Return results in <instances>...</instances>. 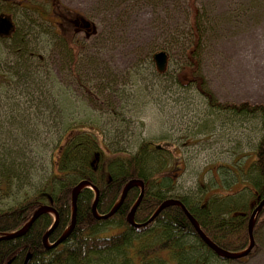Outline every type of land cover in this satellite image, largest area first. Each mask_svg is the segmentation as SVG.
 Wrapping results in <instances>:
<instances>
[{
	"label": "rangeland",
	"instance_id": "1",
	"mask_svg": "<svg viewBox=\"0 0 264 264\" xmlns=\"http://www.w3.org/2000/svg\"><path fill=\"white\" fill-rule=\"evenodd\" d=\"M22 1L0 0V15L17 26L12 38H0L1 211L43 188L66 131L77 126L100 128L112 151L134 154L145 142L163 148L176 194L249 200L234 171L255 159L261 121L213 109L207 95L222 105H264V0H191V7L190 0H60L96 31L67 29L82 45L78 58L36 12L15 5ZM27 1L39 11L50 2ZM192 6L200 15L201 89L178 76L191 64ZM153 51L170 53L166 73ZM257 238L253 256L218 264H264V224Z\"/></svg>",
	"mask_w": 264,
	"mask_h": 264
},
{
	"label": "trees",
	"instance_id": "2",
	"mask_svg": "<svg viewBox=\"0 0 264 264\" xmlns=\"http://www.w3.org/2000/svg\"><path fill=\"white\" fill-rule=\"evenodd\" d=\"M49 1L48 7L41 11L27 0L15 5L24 12H36L41 20L49 24L52 34L64 44L72 58H78L82 45L74 42L75 34L72 36L65 32L68 28L72 30L71 20L84 18L75 16L60 0ZM188 6L191 7V0ZM56 19L62 23L59 24ZM91 27L86 30L89 36L96 33ZM188 28L192 35V46L187 47L185 53L191 64L185 66L178 76L185 85L195 84L201 89L205 79L199 73L198 53L202 44L200 15L195 8L193 10V6ZM14 35L15 32L10 38ZM155 53H151L153 57ZM207 96L209 104L211 101L213 103V109L239 117H259L261 121L262 136L254 151L255 159L240 171L239 176L236 171L235 175L230 170L234 178L244 176L251 194L247 202L243 198L232 200L219 194H213L202 202L176 194L177 177L170 172V166H166L169 160L163 148L153 150L152 143L145 142L134 154L112 151L106 146L100 128L77 126L75 130L66 131L57 148L51 176L43 188L26 196L12 208L0 210V237L19 230L30 221L36 210L49 206L59 217L58 226L49 238V245H54L70 228L72 193L80 182L88 181L99 190L97 212L106 215L121 198L124 186L131 180H139L145 184V194L135 214L136 223H146L164 201L179 200L217 246L229 252L245 251L249 246L250 216L264 198V105L248 102L222 105L213 102L211 95ZM223 185L226 189L231 188L233 182ZM139 196V188L131 189L113 217L98 220L92 213L95 192L85 188L78 196L75 229L65 242L52 248L44 245L43 237L55 222L52 213L44 214L25 236L0 241V264L9 261H12L11 264H24L28 254L32 256L29 264H218L219 261H231L217 256L200 239L179 207L163 210L146 227L136 228L128 224L127 217ZM263 224L264 209L258 215L254 229L255 247L245 258L257 251V233Z\"/></svg>",
	"mask_w": 264,
	"mask_h": 264
},
{
	"label": "water",
	"instance_id": "3",
	"mask_svg": "<svg viewBox=\"0 0 264 264\" xmlns=\"http://www.w3.org/2000/svg\"><path fill=\"white\" fill-rule=\"evenodd\" d=\"M86 25H87V27L90 26L89 23ZM14 31H15V23L12 20V18L7 16V15H4V14L0 15V37H4V38L10 37ZM153 59H154V62L156 64L157 71L159 73H165L167 68H168V64H169L168 54L164 51H160V52H157L154 54ZM158 148H160V147H158ZM85 188H90L95 192V202L92 206V213H93V216L98 220H108L111 217H113L118 212L120 207L122 206L124 200L127 197L128 192L133 188H139L140 189V196L137 199V201L135 202L131 212L129 213V215L127 217L128 224H130L131 226L136 227V228L146 227L147 225L151 224L163 210H165L169 207H173V206L179 207L184 212V214L186 215V217L188 218V220L190 221V223L194 227V229H195L196 233L198 234V236L200 237V239L217 256H219L220 258L231 260V261L241 260V259L247 257L251 253V251L254 249L255 244H256L255 243V237H254V229H255L257 217L261 213V211L264 209V198H263L259 202V204L256 206V208L253 210V212L250 216V220L248 223V234H249V246H248V248L243 252H238V253L237 252H229V251L224 250V249L220 248L219 246H217L203 232V230L201 229L197 220L192 216V214L188 211V209L185 207V205L179 200L170 199V200L164 201L158 207V209L153 214V216L146 223H143V224L136 223L135 222V214H136V211H137L139 205L141 204L142 199H143L144 194H145V184L142 181H139V180L129 181L124 186L121 198L119 199L117 204H115L114 207L111 209V211L106 215H99V213L97 212V204H98L99 195H100L99 190L96 187L92 186L88 181H82L74 188L73 193H72V222H71L70 228L54 243V245H49V238L58 226L59 217H58L57 213L49 206H42L41 208L36 210V212L33 214L32 218L30 219V221L27 224H25L22 228H20L19 230L15 231L13 233L6 234V235L0 237V241H3V240L9 241V240L18 239V238L25 236L29 232L31 227L34 225V223L42 215L52 213L55 217V222H54L53 226L50 228V230L44 235L43 243L48 248L57 247V246L61 245L63 242H65L67 240V238L71 235V233L75 229V226L77 223L78 196L81 193V191ZM31 257H32L31 254H28L26 259H25L24 264H29ZM11 262L12 261H9L7 264H11Z\"/></svg>",
	"mask_w": 264,
	"mask_h": 264
},
{
	"label": "flooded vegetation",
	"instance_id": "4",
	"mask_svg": "<svg viewBox=\"0 0 264 264\" xmlns=\"http://www.w3.org/2000/svg\"><path fill=\"white\" fill-rule=\"evenodd\" d=\"M71 25L73 26V30H74V34H78V33H82V30H84L85 28L87 29V25H85V23L81 20V19H76L74 18V20H71ZM59 24L62 23L61 20L57 21ZM70 23V22H69ZM17 27V26H16ZM60 36V35H59Z\"/></svg>",
	"mask_w": 264,
	"mask_h": 264
},
{
	"label": "bare ground",
	"instance_id": "5",
	"mask_svg": "<svg viewBox=\"0 0 264 264\" xmlns=\"http://www.w3.org/2000/svg\"><path fill=\"white\" fill-rule=\"evenodd\" d=\"M252 252V251H251Z\"/></svg>",
	"mask_w": 264,
	"mask_h": 264
}]
</instances>
